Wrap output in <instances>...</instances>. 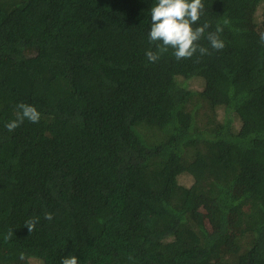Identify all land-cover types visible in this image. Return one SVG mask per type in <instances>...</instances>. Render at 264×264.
<instances>
[{
  "label": "trees",
  "instance_id": "1",
  "mask_svg": "<svg viewBox=\"0 0 264 264\" xmlns=\"http://www.w3.org/2000/svg\"><path fill=\"white\" fill-rule=\"evenodd\" d=\"M156 3L0 0V264H264V0H202L210 54L152 63Z\"/></svg>",
  "mask_w": 264,
  "mask_h": 264
},
{
  "label": "clouds",
  "instance_id": "2",
  "mask_svg": "<svg viewBox=\"0 0 264 264\" xmlns=\"http://www.w3.org/2000/svg\"><path fill=\"white\" fill-rule=\"evenodd\" d=\"M203 9L202 0H157V3L150 8L151 28L148 39L150 43L158 46V53L147 51L145 55L148 61L152 63L158 61L159 54L170 48L174 50L173 54L177 60L192 58L197 52L201 56L210 54L207 48L198 44L210 25L205 23L200 27H192L199 21ZM229 23L228 19L223 21L224 25ZM222 31L223 28L218 26L215 32L207 34L206 39L214 50H222L225 47L218 35ZM259 39L261 44H264V33H260ZM17 109L19 111L16 119L5 124L9 132L19 127L25 119L31 123L39 122L40 113L35 106L20 103ZM44 219L51 221L53 215L45 213ZM37 223V219H29L25 222V227L32 232ZM12 235V231H9L5 239H10ZM61 264H79V261L75 255H69L62 259Z\"/></svg>",
  "mask_w": 264,
  "mask_h": 264
},
{
  "label": "rangeland",
  "instance_id": "3",
  "mask_svg": "<svg viewBox=\"0 0 264 264\" xmlns=\"http://www.w3.org/2000/svg\"><path fill=\"white\" fill-rule=\"evenodd\" d=\"M248 20L249 21V24L252 25V30H256L257 32L258 31H264V11L262 10V7H254V8H251L249 11H248ZM254 23V24H253ZM264 33V32H263ZM197 84V83H196ZM195 86V85H194ZM196 87V86H195ZM198 88V87H197ZM179 181L180 183L184 184V185H189L190 184V179L189 177L183 175V176H180L179 177ZM201 209L205 211L206 209V204L205 202H202L201 203ZM207 211H205L206 213ZM209 216V214H208ZM208 219L209 221V218H206ZM33 264H36V263H33Z\"/></svg>",
  "mask_w": 264,
  "mask_h": 264
}]
</instances>
